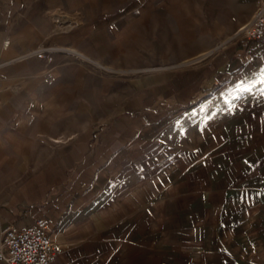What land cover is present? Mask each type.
<instances>
[{"label": "crops", "instance_id": "0c3cea01", "mask_svg": "<svg viewBox=\"0 0 264 264\" xmlns=\"http://www.w3.org/2000/svg\"><path fill=\"white\" fill-rule=\"evenodd\" d=\"M237 13L229 19L240 22ZM62 65L72 108L38 94L41 76L25 77L24 94L0 93V181L41 166L10 191L7 207L0 200V228L44 218L57 244L50 264H264V156H225L220 137L207 140L225 116H256L247 103L264 101V87L255 90L264 42L223 50L197 86L185 73L149 103L139 94L119 105L83 136L80 66ZM226 97L243 102L227 107ZM203 102L205 110L192 111Z\"/></svg>", "mask_w": 264, "mask_h": 264}, {"label": "rangeland", "instance_id": "374dc122", "mask_svg": "<svg viewBox=\"0 0 264 264\" xmlns=\"http://www.w3.org/2000/svg\"><path fill=\"white\" fill-rule=\"evenodd\" d=\"M239 10L244 20L229 19ZM253 11L248 0H0V93L24 94L31 87L25 77L41 76L44 81L37 86L38 94L48 95L59 109L72 108L67 100L72 84L64 83L67 74L62 63L79 64L83 136L112 116L119 105L131 103L139 94H145L149 103L156 93L169 91L170 82L185 73L196 74L193 83L197 86L202 70L222 57L223 50L247 42L226 40L223 44ZM222 29L225 35L218 38ZM217 39L220 42L215 44ZM38 48L49 49L51 60L26 56ZM201 55L206 57L201 59ZM105 81L111 83L107 88L101 84ZM260 86L264 87L255 84V90ZM94 92L97 100L92 99ZM228 100L224 98L221 104L228 107L243 102ZM253 104L258 106L253 109L256 116H225L221 131L208 133L210 142L220 137L225 156L248 151L264 156V101L247 103ZM206 108L203 102L192 111ZM68 119H64L66 125ZM46 135L39 138L51 141ZM63 135L53 139L63 140L68 134ZM208 153L212 155L210 148ZM35 167L41 168L23 165L22 173H12L11 180L0 181L3 206H8L10 191L24 183Z\"/></svg>", "mask_w": 264, "mask_h": 264}, {"label": "built area", "instance_id": "2783aa9c", "mask_svg": "<svg viewBox=\"0 0 264 264\" xmlns=\"http://www.w3.org/2000/svg\"><path fill=\"white\" fill-rule=\"evenodd\" d=\"M55 21L60 23L57 18ZM226 40L264 42V0L254 1V11L250 18L238 26L232 35L223 41V44ZM6 44L7 42H4V45ZM221 44L222 42L219 45ZM48 50L38 48L31 50L26 56L50 61L51 56ZM47 227V221L37 217L28 224L8 223L0 228V263H52L57 252V244L48 234Z\"/></svg>", "mask_w": 264, "mask_h": 264}, {"label": "bare ground", "instance_id": "6f19581e", "mask_svg": "<svg viewBox=\"0 0 264 264\" xmlns=\"http://www.w3.org/2000/svg\"><path fill=\"white\" fill-rule=\"evenodd\" d=\"M201 57H202V58H201ZM205 57H206V56H200L201 59H203V58H205ZM198 59H199V58H198ZM201 59H200V60H201ZM196 60H197V59H196ZM196 60L193 61V62H196ZM198 61H199V60H198ZM193 62H192V63H193Z\"/></svg>", "mask_w": 264, "mask_h": 264}, {"label": "snow or ice", "instance_id": "6c2138e0", "mask_svg": "<svg viewBox=\"0 0 264 264\" xmlns=\"http://www.w3.org/2000/svg\"><path fill=\"white\" fill-rule=\"evenodd\" d=\"M262 75H264V70H262ZM261 82L264 83V80H262Z\"/></svg>", "mask_w": 264, "mask_h": 264}]
</instances>
